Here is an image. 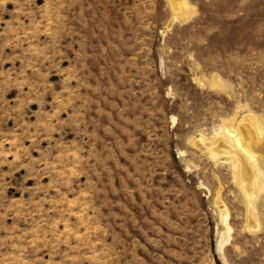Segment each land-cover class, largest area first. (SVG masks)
I'll return each instance as SVG.
<instances>
[{
	"label": "rangeland",
	"instance_id": "374dc122",
	"mask_svg": "<svg viewBox=\"0 0 264 264\" xmlns=\"http://www.w3.org/2000/svg\"><path fill=\"white\" fill-rule=\"evenodd\" d=\"M0 264H264V0H0Z\"/></svg>",
	"mask_w": 264,
	"mask_h": 264
},
{
	"label": "bare ground",
	"instance_id": "6f19581e",
	"mask_svg": "<svg viewBox=\"0 0 264 264\" xmlns=\"http://www.w3.org/2000/svg\"><path fill=\"white\" fill-rule=\"evenodd\" d=\"M228 135H229L228 141L232 145V148L234 146V148H236L235 151L236 150L239 151V154H237L238 159L236 161L234 160V167L236 169V176L240 179V182H241L240 184H241L242 189H244L246 191V193H249V188H250V186L255 185L257 177H256V174H254L253 179L251 181H249L250 179L245 180L244 173L248 167L250 168L251 171H254V166L252 165L253 154L250 151L248 144L246 142L244 143V141H241L239 134L237 135L236 133H233V131L230 130ZM238 151H236V152H238ZM233 156H234V154H233ZM247 165H249V166L247 167ZM246 178H248V177H246ZM222 222H223V220H222ZM220 241H222V239ZM222 244H223V242H222Z\"/></svg>",
	"mask_w": 264,
	"mask_h": 264
}]
</instances>
